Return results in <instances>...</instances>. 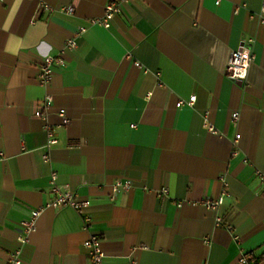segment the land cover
<instances>
[{
    "label": "crops",
    "instance_id": "crops-1",
    "mask_svg": "<svg viewBox=\"0 0 264 264\" xmlns=\"http://www.w3.org/2000/svg\"><path fill=\"white\" fill-rule=\"evenodd\" d=\"M110 1L0 0V264L16 251L20 264H89L91 234L103 264H238L241 252L264 264V25L250 18L261 0H121L108 29L90 26ZM247 40L255 59L241 84L224 70ZM51 55L64 65L44 89ZM47 125L57 144L44 162ZM52 172L89 201V229L81 212L45 208L21 243ZM220 176L217 215L231 230L200 203L220 195ZM124 178L131 188L114 194Z\"/></svg>",
    "mask_w": 264,
    "mask_h": 264
},
{
    "label": "built area",
    "instance_id": "built-area-1",
    "mask_svg": "<svg viewBox=\"0 0 264 264\" xmlns=\"http://www.w3.org/2000/svg\"><path fill=\"white\" fill-rule=\"evenodd\" d=\"M121 0H112L106 6L103 15L100 18L90 19L88 24L90 26H101L105 29H108L111 25V21L113 20L114 16L119 13L121 10ZM43 9H48L52 11L50 7L47 5L42 6ZM60 12L66 15H71L73 13V9L71 7H62ZM251 19L256 18L257 22L261 25H264V0H261V5L257 13L250 15ZM86 31V27H80L77 35L80 36ZM252 41L247 40L245 43L241 44V46L237 49L232 51L229 54L227 63L225 65V76L244 84L247 80L248 71L250 68L251 63L255 59V54L253 52ZM77 46V38H72L67 40L65 47L66 48H75ZM64 60L59 56H47L43 58L41 65L39 66V73L37 77L38 85L44 89H47L49 84L53 78V68L55 66H63ZM136 64L135 66H138ZM43 100L41 102V108L35 112L36 117L45 118V110H47L53 102V96L48 92L45 93L43 96ZM195 101V96H191L187 102L179 101L177 102V107L183 106L185 104H192ZM238 114L233 113L231 119L236 121L238 119ZM58 117L61 119V124L66 125L68 123V119L65 114L64 109H60L58 111ZM207 130L211 133H215V129L207 125ZM45 134L47 140L44 145L46 149L45 153L43 154V161L49 162V150L57 144V138L55 136L54 130L52 126L47 125L45 127ZM240 135L237 134L235 136V140L233 144L237 142ZM49 185H50V193L51 198H49L45 204L31 212L30 218L28 220H24L22 222V229L25 236L20 237L19 241L24 243L26 241L27 234L31 233V231L35 228L36 220L39 217L41 211L45 208H52V209H62V208H72L77 212H81L82 220H83V230L89 229L90 224V217L87 213H83L90 204L88 200H80L77 194L70 190L67 185H57L56 184V174L54 172L51 173L49 178ZM262 180H264V176H262ZM219 181L221 183L222 189L221 193L217 198H205L200 203L206 209L215 213V225L217 227H226L227 229L231 230V226L225 225L222 222V219L217 215V212L220 206L223 204V198L227 194V184L225 178L223 176L219 177ZM132 186L131 180L129 179H118L112 186L113 193H117L120 190L123 192H127ZM162 193L166 194V190H162ZM83 246L88 250V260L89 264H103L104 254L100 248V241L96 235L91 234L83 243ZM12 262L14 264H20L19 262V251H16L11 256ZM238 264H253V258L249 253L241 252L238 258Z\"/></svg>",
    "mask_w": 264,
    "mask_h": 264
},
{
    "label": "water",
    "instance_id": "water-1",
    "mask_svg": "<svg viewBox=\"0 0 264 264\" xmlns=\"http://www.w3.org/2000/svg\"><path fill=\"white\" fill-rule=\"evenodd\" d=\"M240 83V82H239Z\"/></svg>",
    "mask_w": 264,
    "mask_h": 264
}]
</instances>
